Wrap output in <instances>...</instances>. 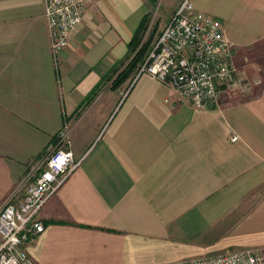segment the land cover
I'll list each match as a JSON object with an SVG mask.
<instances>
[{"label":"crops","instance_id":"crops-1","mask_svg":"<svg viewBox=\"0 0 264 264\" xmlns=\"http://www.w3.org/2000/svg\"><path fill=\"white\" fill-rule=\"evenodd\" d=\"M165 1L164 27L183 0H86L54 56L43 0H0V208L21 201L65 124L81 160L36 216L44 231L24 246L34 264H172L202 242L207 256L244 251L218 246L239 225L240 247L264 253V0H191L249 86L223 88L209 109L148 75L112 88L142 19Z\"/></svg>","mask_w":264,"mask_h":264},{"label":"built area","instance_id":"built-area-1","mask_svg":"<svg viewBox=\"0 0 264 264\" xmlns=\"http://www.w3.org/2000/svg\"><path fill=\"white\" fill-rule=\"evenodd\" d=\"M44 19L54 56L67 47L71 33L81 24L86 0H43ZM232 44L219 24L183 0L161 31L137 76L148 75L171 85L197 109L216 107L223 88L248 90L243 73L232 65ZM237 136L232 137L234 143ZM18 188L27 185L18 203L11 199L0 208V264H34L24 246L44 231L36 216L46 201L79 167L65 124ZM17 188V189H18ZM17 189L12 193V198ZM172 264H264L256 250L182 260Z\"/></svg>","mask_w":264,"mask_h":264},{"label":"trees","instance_id":"trees-1","mask_svg":"<svg viewBox=\"0 0 264 264\" xmlns=\"http://www.w3.org/2000/svg\"><path fill=\"white\" fill-rule=\"evenodd\" d=\"M149 17L150 15H146L142 19L137 31L134 34V37L128 45V54L126 55L124 60L121 61L118 66L112 70V75L117 74L116 79L113 81L114 85L112 83V88L117 87L116 85L122 84L124 80L132 77V73H134L136 69L141 64H143L149 51L153 47L154 44L152 45V43L158 33L157 27H154L148 32ZM135 74L136 73H134V75ZM97 88H99V86Z\"/></svg>","mask_w":264,"mask_h":264},{"label":"rangeland","instance_id":"rangeland-1","mask_svg":"<svg viewBox=\"0 0 264 264\" xmlns=\"http://www.w3.org/2000/svg\"><path fill=\"white\" fill-rule=\"evenodd\" d=\"M157 5L158 4H155L154 7H152L153 9H151V11H150V17H149V23L148 24H149V29H153L154 27H157L158 32H160L162 30V28L164 27L165 21L171 15L172 8L167 6V1L162 3V5L161 4L158 5V6ZM141 65L136 69L137 72H138L139 68L141 67ZM136 71L135 72L133 71V72L137 73ZM134 73H132V76L134 75ZM129 79H130V77L127 80H124L122 82V84L123 83H127L129 81ZM122 84H119V85H116V86L120 87ZM113 85H114V83H113ZM70 146H71V144H70ZM241 227H242V225H239V227L237 226L235 228V231H231V233H229L227 235L226 239L220 240L219 241L220 243H219L218 246H220V247L221 246H231L232 249H236V250L237 249H241V250H244V251L245 250H249V249H246L244 247H240V246H242V243H243L242 241L247 240V239L242 237L243 234L241 235V234L237 233L238 228H241ZM213 248H216V247H213ZM208 250H209L208 246L205 245L204 242H202V243H199L198 245H193L192 247H189L187 250L184 251V252H186L188 254L183 255V256H185L186 259H192V258H199V257H204V256H207V255L213 254V253H210V251L213 250V249H211L210 251H208ZM220 250L221 249L219 248L216 251V254ZM196 251H203V253H205V254L204 255H197V256L193 257V255H191V254L196 252Z\"/></svg>","mask_w":264,"mask_h":264}]
</instances>
